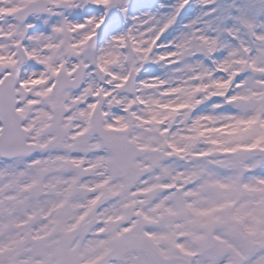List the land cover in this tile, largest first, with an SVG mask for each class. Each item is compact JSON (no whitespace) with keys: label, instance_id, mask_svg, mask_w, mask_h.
I'll return each mask as SVG.
<instances>
[{"label":"snow or ice","instance_id":"6c2138e0","mask_svg":"<svg viewBox=\"0 0 264 264\" xmlns=\"http://www.w3.org/2000/svg\"><path fill=\"white\" fill-rule=\"evenodd\" d=\"M0 264H264V0H0Z\"/></svg>","mask_w":264,"mask_h":264}]
</instances>
